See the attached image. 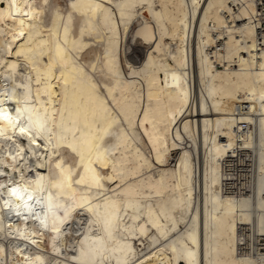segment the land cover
Returning a JSON list of instances; mask_svg holds the SVG:
<instances>
[{"label":"bare ground","instance_id":"1","mask_svg":"<svg viewBox=\"0 0 264 264\" xmlns=\"http://www.w3.org/2000/svg\"><path fill=\"white\" fill-rule=\"evenodd\" d=\"M261 16L0 0V264H264Z\"/></svg>","mask_w":264,"mask_h":264},{"label":"built area","instance_id":"2","mask_svg":"<svg viewBox=\"0 0 264 264\" xmlns=\"http://www.w3.org/2000/svg\"><path fill=\"white\" fill-rule=\"evenodd\" d=\"M259 6L262 9V16H261V18L264 19V0H259ZM260 29H261V31H262V29H264V22H263V26Z\"/></svg>","mask_w":264,"mask_h":264},{"label":"rangeland","instance_id":"3","mask_svg":"<svg viewBox=\"0 0 264 264\" xmlns=\"http://www.w3.org/2000/svg\"><path fill=\"white\" fill-rule=\"evenodd\" d=\"M176 155H177L176 152H174L173 153V156L170 159V162H169L170 164H172L176 160ZM256 234H257V232H255V242H257V240H256Z\"/></svg>","mask_w":264,"mask_h":264},{"label":"snow or ice","instance_id":"4","mask_svg":"<svg viewBox=\"0 0 264 264\" xmlns=\"http://www.w3.org/2000/svg\"><path fill=\"white\" fill-rule=\"evenodd\" d=\"M21 131H23V129H21ZM12 191H13V194H15V191H16V190H15V189H13Z\"/></svg>","mask_w":264,"mask_h":264}]
</instances>
